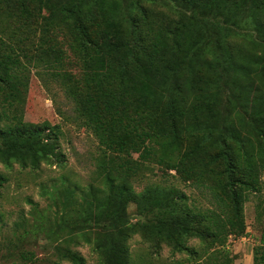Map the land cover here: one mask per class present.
I'll use <instances>...</instances> for the list:
<instances>
[{
  "label": "trees",
  "instance_id": "obj_1",
  "mask_svg": "<svg viewBox=\"0 0 264 264\" xmlns=\"http://www.w3.org/2000/svg\"><path fill=\"white\" fill-rule=\"evenodd\" d=\"M3 11L40 31L32 51L30 36L17 38L21 26L10 37L0 27L3 100L13 106L24 86L21 55L33 66H80V78L57 75L101 147L105 190L91 187L74 223L58 224V233L68 229V236L52 244L51 264H87L70 247L77 239L92 245L102 264H129L128 243L138 233L156 248L198 254L187 245L196 238L216 247L211 255H226L219 247L246 232L245 204L263 191L264 0H0ZM231 37L252 49L234 53L226 46ZM8 120L1 110L2 163L37 170L54 158L63 162L58 125ZM133 153L203 185L216 208L188 211L187 196L177 190L136 194ZM7 182L0 173V189ZM69 193L65 209L72 208ZM132 203L140 218L135 225ZM258 221L253 261L264 264V208Z\"/></svg>",
  "mask_w": 264,
  "mask_h": 264
},
{
  "label": "rangeland",
  "instance_id": "obj_2",
  "mask_svg": "<svg viewBox=\"0 0 264 264\" xmlns=\"http://www.w3.org/2000/svg\"><path fill=\"white\" fill-rule=\"evenodd\" d=\"M155 9L165 15L173 14L160 6ZM19 26L21 30H17V38L30 36L28 47L33 51L38 45L40 31L34 33V29H27L10 19L4 11L0 12V27L7 32L6 37H10L11 28ZM226 46L236 54L252 49L238 37L229 38ZM21 58L25 63L19 68L24 86L16 93L13 106L4 101V95L0 93V111H7V122L11 124L22 120L30 124L49 122L58 125L61 129L58 152L63 156V162L54 158L33 170L22 168L18 163L8 167L0 161V173L8 178L0 189V264H51L56 259L52 244L66 241L68 236V229L58 233V224L63 219L66 220L64 226L74 223L80 202L91 187L105 190L98 170L101 147L93 131L77 117L61 85L62 78L57 75L66 71L80 78L81 67L33 66L22 55ZM131 156V161L139 162L136 173L130 178L136 194L148 188L177 190L187 196L183 205L188 211L199 213L216 208L209 190L195 180L185 179L176 170H169L156 161H141L138 153ZM262 181V193L251 194L245 204L246 232L231 235L225 246L219 247L226 255H211L216 247L196 238L189 239L187 245L199 251L198 254L175 252L166 244L156 248L138 233L128 243L129 264H254V249L261 237L258 218L264 208V173ZM67 192L72 195L69 202L73 209L63 206ZM136 211V204H130L128 214L133 225L140 222ZM70 247L83 256L87 264H102L93 246L83 240L77 239L76 243H70ZM62 264L70 263L64 261Z\"/></svg>",
  "mask_w": 264,
  "mask_h": 264
}]
</instances>
